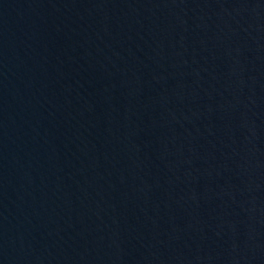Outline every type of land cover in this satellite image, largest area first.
Instances as JSON below:
<instances>
[{"label":"water","instance_id":"1","mask_svg":"<svg viewBox=\"0 0 264 264\" xmlns=\"http://www.w3.org/2000/svg\"><path fill=\"white\" fill-rule=\"evenodd\" d=\"M0 264H264V0H0Z\"/></svg>","mask_w":264,"mask_h":264}]
</instances>
